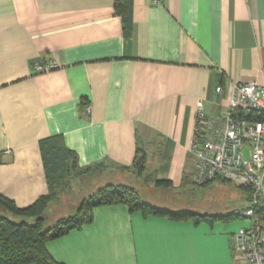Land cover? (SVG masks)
<instances>
[{"label": "crops", "instance_id": "1", "mask_svg": "<svg viewBox=\"0 0 264 264\" xmlns=\"http://www.w3.org/2000/svg\"><path fill=\"white\" fill-rule=\"evenodd\" d=\"M116 1L0 0V193L20 207L49 192L40 142L54 136L93 188L179 190L193 179L198 102L218 115L234 83L264 85V0H129L130 34ZM236 210L196 220L99 205L47 249L62 264H244L231 237L251 224Z\"/></svg>", "mask_w": 264, "mask_h": 264}, {"label": "built area", "instance_id": "2", "mask_svg": "<svg viewBox=\"0 0 264 264\" xmlns=\"http://www.w3.org/2000/svg\"><path fill=\"white\" fill-rule=\"evenodd\" d=\"M54 67L52 62L34 64L37 73ZM190 149L196 158V184L221 179L248 189L250 206L242 215L252 222L233 234L231 249L244 264H264V222L256 213L264 206V85L234 83L229 106L218 115L207 114L200 100Z\"/></svg>", "mask_w": 264, "mask_h": 264}, {"label": "trees", "instance_id": "3", "mask_svg": "<svg viewBox=\"0 0 264 264\" xmlns=\"http://www.w3.org/2000/svg\"><path fill=\"white\" fill-rule=\"evenodd\" d=\"M130 5L129 0H117L115 4L116 11L123 16L127 34H130L132 30ZM40 146L46 167L49 192L27 207L18 206L13 199L0 193V264H62L49 253L47 243L90 223L93 220V210L99 205L123 203L128 205L132 211L141 210L175 218L191 215L195 216L196 220L210 217H233L234 215V212L218 216H211L212 213L190 211L174 213L144 201L134 187L105 184L99 187L89 201L87 200V206L83 201L76 214L59 216L54 225L46 227L45 219L49 205L57 201L71 187L73 180L89 171V168H82L79 165L77 153L66 147L59 136L42 140ZM133 167L139 174H144L146 171V154L140 147L137 148ZM158 183L168 185L169 182L160 181ZM248 194L249 200V191ZM236 211L235 215L242 216L239 210ZM256 213L264 222V206L256 209ZM11 215L32 217L34 222L30 223L25 220L17 222L9 217Z\"/></svg>", "mask_w": 264, "mask_h": 264}, {"label": "rangeland", "instance_id": "4", "mask_svg": "<svg viewBox=\"0 0 264 264\" xmlns=\"http://www.w3.org/2000/svg\"><path fill=\"white\" fill-rule=\"evenodd\" d=\"M95 178L97 177L87 179L82 175L75 178L71 187L57 201H53L48 209L45 219L46 227L54 225L63 213L69 212L67 215L76 214L83 201L85 202L84 205L87 206V200L89 201V198L99 189L91 187L97 183L93 181ZM138 187L141 199H149L152 203L157 200L163 201L159 202L161 203L159 205H164L174 211L225 213L239 209V212L243 214V211L250 206L248 191L228 180L216 179L205 185H196L193 179L190 180L189 178L179 190L157 188L151 194H149V190H144L141 186ZM9 217L17 222L22 220L34 222L32 217L13 215ZM239 220H248L250 224L252 222L251 218L245 217Z\"/></svg>", "mask_w": 264, "mask_h": 264}]
</instances>
